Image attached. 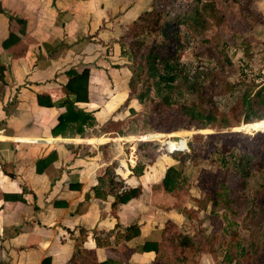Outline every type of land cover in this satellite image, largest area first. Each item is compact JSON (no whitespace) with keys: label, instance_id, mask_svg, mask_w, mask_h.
<instances>
[{"label":"crops","instance_id":"crops-1","mask_svg":"<svg viewBox=\"0 0 264 264\" xmlns=\"http://www.w3.org/2000/svg\"><path fill=\"white\" fill-rule=\"evenodd\" d=\"M154 1L0 0V264H159L167 226L181 227L162 186L179 161L156 154L145 164L134 135L100 132L138 111L116 32ZM252 5L264 24V0ZM85 69L87 100L72 110L90 116L81 126L67 112L65 73ZM107 171L119 193L141 194L114 206Z\"/></svg>","mask_w":264,"mask_h":264},{"label":"rangeland","instance_id":"rangeland-1","mask_svg":"<svg viewBox=\"0 0 264 264\" xmlns=\"http://www.w3.org/2000/svg\"><path fill=\"white\" fill-rule=\"evenodd\" d=\"M209 1L215 5L214 15L203 27L180 24L177 37L173 29L169 39L161 37L160 19L165 17L153 11L177 14L179 3L173 0H155L147 14L117 29L133 77L130 96L147 90L149 96L143 105L133 103L138 111L130 119L109 122L100 132L134 135L141 141L137 147L145 164L156 154L165 159L180 149L175 166L183 181L164 199H175L184 218L179 229L167 226L159 264H264V106L249 111L244 104L264 85V24L253 12V0ZM151 48L162 57L156 62L160 71L167 57L189 72L191 84L186 89L177 81L173 101L211 111L214 124L202 128L182 116L175 104L167 106L156 96L144 65ZM248 118L255 120L247 123ZM225 123L230 126L223 127ZM244 154L252 157L246 180L232 168ZM183 235L191 241L188 248L178 246Z\"/></svg>","mask_w":264,"mask_h":264},{"label":"trees","instance_id":"trees-1","mask_svg":"<svg viewBox=\"0 0 264 264\" xmlns=\"http://www.w3.org/2000/svg\"><path fill=\"white\" fill-rule=\"evenodd\" d=\"M174 4L179 3L178 9H176L177 14H169L167 12L162 11H156L153 10L158 14V16L164 15V20L160 19V22L162 21L160 25V31L159 34L161 37L166 40L170 38L169 31L173 29L174 34L172 36L177 37V28L180 24H195L204 26L206 23V20H209L213 11H215V5L212 1L209 0H173ZM185 4V6H183ZM185 8V11H182V9ZM1 12V9H0ZM147 14V13H144ZM143 14V15H144ZM149 14V13H148ZM207 16V17H206ZM209 16V17H208ZM12 34L9 36V38L3 43L4 47H8L10 42L12 41ZM121 55L122 57H125V51L123 47L121 46ZM161 55L156 51L155 48H151L149 53L144 57V65L146 66L147 75L151 79H153V87L154 92L158 98H161V100L166 104L167 106H177V110L179 113L188 118L192 122H197L202 128H205L207 126H210L214 124L217 119L215 115L211 111H203L199 109L196 105L191 104L190 106L187 104H177L176 101H173L172 98L174 85L177 81H181L182 88L188 89L189 84H191L190 76L188 75L189 72H183L178 69V62H176V59H170L165 57L164 61H161V70L160 71L156 65V62H160ZM4 71L3 67H0V77L2 76ZM188 73V74H187ZM66 76L68 77V82L65 85V91L68 97H72V99H69L67 104V112H71V119L76 120L75 122L79 123V125H85L87 120H89V115H83L82 113H74L72 110L74 108V105L77 102H85L83 100H87V85H88V77L89 72L88 70H83L81 73H78L75 70L67 71ZM196 77V76H195ZM190 80V81H189ZM129 89L132 91L133 89V77H130L129 83H128ZM130 91V92H131ZM149 90H147V93H143L141 95H137L134 97L135 100L138 101L140 105H143L144 101L149 96ZM39 105L40 104V98H39ZM245 108L249 111L253 110L255 106H264V85H261L258 90L254 92L251 98H246L244 100ZM68 113L65 118H68ZM130 113L134 114L132 109H130ZM62 116L59 117L61 119ZM81 118V119H80ZM255 119L261 120V118L256 117ZM255 119H247L248 122H252ZM60 123V120H59ZM230 125H223V127H229ZM233 126V125H231ZM122 135V134H119ZM177 152L180 151H174L170 153L173 158L179 160V155ZM56 159V154L51 153L44 159H40L36 162V172L38 174H41L45 168H47L49 165H51L54 160ZM252 160V157L250 155L244 154L241 155L237 160L235 159V162L233 163V170L235 173L242 178L243 180H246L252 172V168L250 167V161ZM180 161V160H179ZM143 171V167H140L138 165L133 172L135 174H141ZM108 177V185L112 187V189H116V199L114 206L118 204H125L129 202L131 199L138 197L141 194V188H135L130 189L128 191H123L119 193V188L123 187L120 184H117L113 181L110 172H106ZM183 181V173L179 171L178 169L174 167H169L164 175V178L162 180V186L166 193H173L176 190L179 189L181 182ZM243 187L245 186V183H242ZM111 189V190H112ZM216 204V203H215ZM84 234V231H82ZM181 236V235H180ZM81 242V240H80ZM191 244V241L187 235H183L181 242L178 244L181 248H188ZM78 246V244H77Z\"/></svg>","mask_w":264,"mask_h":264},{"label":"built area","instance_id":"built-area-1","mask_svg":"<svg viewBox=\"0 0 264 264\" xmlns=\"http://www.w3.org/2000/svg\"><path fill=\"white\" fill-rule=\"evenodd\" d=\"M178 150H180V149H175V150H173L172 152H174V151H178ZM172 152H171V153H172Z\"/></svg>","mask_w":264,"mask_h":264},{"label":"water","instance_id":"water-1","mask_svg":"<svg viewBox=\"0 0 264 264\" xmlns=\"http://www.w3.org/2000/svg\"><path fill=\"white\" fill-rule=\"evenodd\" d=\"M238 132H240V131H238Z\"/></svg>","mask_w":264,"mask_h":264}]
</instances>
